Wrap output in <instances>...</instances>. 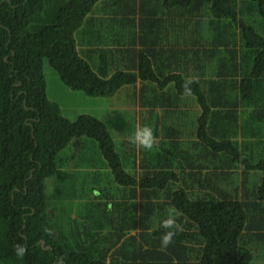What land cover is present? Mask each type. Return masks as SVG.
<instances>
[{
	"label": "trees",
	"instance_id": "1",
	"mask_svg": "<svg viewBox=\"0 0 264 264\" xmlns=\"http://www.w3.org/2000/svg\"><path fill=\"white\" fill-rule=\"evenodd\" d=\"M155 1L157 6L148 0H127L122 11L146 15L148 24L150 17L163 14V7L168 14L183 10V14L198 18L193 19L198 27L203 26L201 18H207L209 39L206 35L200 59L205 65L213 64L209 66V78L194 80L190 85L202 111L196 124V140L180 142L181 135L164 122L166 117L164 123L159 121L151 127L155 136L159 134L165 140L148 150L151 163L140 160L142 172L137 186L144 188V193L136 208L139 216L127 227H117L112 225L113 210L108 207L113 201L103 205L101 217L91 209L94 218L90 224L71 217L79 210L87 212L80 207L86 197L81 193L82 184L88 175L95 182L98 173L86 170V177L74 181L77 176L69 168L72 163L80 164L73 162L75 157L59 162V166L55 159L74 140L79 142L86 136L100 144L106 161L100 165L109 168L113 182L127 187L136 184L126 172L133 164L120 162L104 121L82 115L71 123L61 116L56 104L47 101L43 62L48 61L65 86L88 97H112L123 86H134L139 81V105L155 103L153 107L157 108L166 107L160 102L166 99L163 94L155 95L157 101L150 104L141 102L148 92L145 87L151 80L156 81L150 59L158 68L180 50L158 48L162 42L159 17L154 21L155 30L150 27L148 35L139 37L140 45L148 48L152 33L153 38L159 36L149 60L143 59L140 51L142 56L131 68L100 67L99 60H108L106 51L104 54L102 48L96 50L91 45L86 50L92 54L87 62L80 55L77 41L83 27L91 31V36L98 32L99 22L92 17L105 0H0V264H249L250 248L264 242V169L260 185L247 187L242 179L247 173L239 167L243 154L248 152L243 150V143L260 146L264 141L241 142L240 150L233 142L238 110L264 105V35L240 18L245 8L241 3L246 2L264 19V0ZM246 10L250 12L251 8ZM198 68L203 72L199 63L195 70ZM171 79H178V91L183 93L182 76L168 75L163 82ZM213 92L216 99L211 98ZM177 145L183 147L179 152ZM129 147L128 142H122L125 157L133 153L127 152ZM170 160L173 164L167 163ZM82 163L95 167L88 159ZM251 168L245 167V171ZM173 169H179L183 188L176 189L181 179ZM234 173H238L239 183H229ZM51 180L54 186L65 180L72 185L73 193L64 203L47 194L46 182ZM105 190L100 193L104 195ZM112 191L106 190L111 200ZM173 207L179 212L177 224L181 230L173 243L162 249L160 237L167 231L162 221ZM50 212L55 214L51 216ZM136 226L142 233L128 235ZM41 241L49 249H43ZM17 244L27 247L23 257L16 255Z\"/></svg>",
	"mask_w": 264,
	"mask_h": 264
},
{
	"label": "rangeland",
	"instance_id": "2",
	"mask_svg": "<svg viewBox=\"0 0 264 264\" xmlns=\"http://www.w3.org/2000/svg\"><path fill=\"white\" fill-rule=\"evenodd\" d=\"M124 5V2L127 0H118ZM127 4V3H126ZM121 5V6H122ZM120 6V7H121ZM241 6H244L245 8L244 13L240 15L241 20L244 22L245 25L251 26L255 31H257L260 34L264 35V19L258 16L257 13H255L252 10V5L249 4H242ZM251 8V11L248 12L246 8ZM93 16L92 18H94ZM207 18H201L200 24L203 25L201 28H204V32H200L198 36V42L199 44H203L206 40V35L208 36V33H210L209 27H207ZM91 31L88 30L87 32V38L88 40L94 38L96 34L91 36L89 33ZM209 39V36H208ZM201 66L203 68L205 67V63H201ZM43 75H44V81H45V96L48 102L54 103L58 106L60 110V114L62 117L66 118L71 123H75L77 119L82 116H91L94 117L100 121H104L106 123V131L110 135V137L114 141L115 146V153L119 156L120 162H128L130 165L133 164V161L135 162L130 168H128V174H131L132 177L135 178L136 184L131 186H125L118 184L116 182L106 183L102 187L96 183L92 182L93 178L88 177L86 181L83 182V188L84 191H81V193L86 194V197L83 198L84 202L81 205L89 204L93 205L90 209H96L97 213L95 216L101 217L100 210V203H97V199L93 197H99L100 192L106 189L109 192V188L112 189V193L110 197L113 198V204H109V208H111L113 211L110 214V219L112 222V225L120 227H127L128 224L131 223L132 220H136L139 216V213L137 212L136 208L138 207V202L140 201V194L144 193V188L140 189V187L137 186V174L141 171L140 169V160L145 159L148 163H151L153 160H150L149 157V151L143 148H138L136 144H130L131 151L133 153H130V156L125 157L123 153V149L121 148L122 137H132L136 131L137 126H148V106H134L131 108L130 101L132 94H126V92H129L132 89H127L126 91H123L119 95H117L114 98L111 97H88L87 95H84L80 91L71 90L67 86H65L57 76L56 72L49 66L48 61L45 59L43 62ZM139 86V85H137ZM146 90H148V86L145 87ZM144 100H141L142 103L148 104V100L150 99L147 94L143 95ZM129 101V102H126ZM137 101V100H136ZM136 101H133L136 102ZM188 112V111H187ZM251 116L243 120L241 118L240 121V128L247 129V130H253V129H260L261 134H257V136H243V139L245 142L247 141H253V138L261 139L264 135V124L260 125L261 119L264 117V105L262 107H256L252 108ZM257 112V113H256ZM179 120L183 123V130H192V123L190 121V118L187 117L184 119L183 117H177ZM173 121H171L170 124ZM159 123V120H158ZM154 125H157L156 123V117L152 118V120L149 122V127H153ZM72 140V139H71ZM162 140V139H159ZM158 143V142H157ZM82 145V147L80 146ZM255 143H243V150L248 151L243 154V160L239 163V167L242 168V171L244 173H247L246 176H244L242 179L246 180V185L249 187H255L260 185V182L262 180V172L264 169V145L260 146H254ZM182 150L183 147H180ZM100 144H98L95 140L90 139L86 136H82L77 142L74 140L72 143H70L68 146H66L62 151L59 152L57 155L55 161L57 163V166H59V162H66L71 158V156H74L75 158L72 160L75 162L76 160L80 163L77 164V166H74L73 168H69V170L74 171L75 175L77 177L74 178V181H77L78 178L86 177V170L88 168L91 169V167H87V164H83L82 161L84 159H88V161H91L93 165H95L92 174L98 173L100 178L106 177L105 174L102 172V167L100 165L101 162H104L101 153H100ZM135 156V158H134ZM70 161V162H72ZM106 163V161L104 162ZM167 163L173 164V161L170 160ZM68 164V163H67ZM245 167H253L249 169L248 171H245ZM125 168V167H124ZM63 169L68 170L67 166H64ZM104 170V168H103ZM179 169H173V172H175L178 175ZM85 171V172H84ZM142 172V171H141ZM185 173V171L183 172ZM183 176V175H181ZM238 173H234L232 177L229 179L231 183H234L232 181H235L236 183H239V177ZM183 178V177H182ZM180 175H178V182L176 184V189L183 188V181ZM97 179V178H96ZM186 183H190L191 181L185 180ZM229 181V183H230ZM47 194L54 195V199L57 201L60 199L64 203V201L67 199L68 195H71L73 193L72 185L67 181H61L59 184L54 186V182L48 181L46 182ZM95 186V187H94ZM230 186L233 188L234 186L230 184ZM92 187V188H91ZM107 187V188H106ZM238 188V187H237ZM92 191H91V190ZM141 190V191H139ZM230 192H232L231 189H229ZM146 193V191H145ZM52 203V201H49ZM98 205V206H97ZM80 209V207H78ZM82 209V208H81ZM95 211V210H94ZM144 217H146L144 215ZM94 218L93 215H90V217L86 221H90ZM78 221L84 222L85 220H81V217L78 216ZM104 219V217L102 218ZM77 222L73 223V226H75ZM87 223V222H86ZM142 233V229L138 226H136V230L132 233H128V235H135L138 236ZM251 254H252V261L249 264H264V242L258 243L255 248H250Z\"/></svg>",
	"mask_w": 264,
	"mask_h": 264
},
{
	"label": "crops",
	"instance_id": "3",
	"mask_svg": "<svg viewBox=\"0 0 264 264\" xmlns=\"http://www.w3.org/2000/svg\"><path fill=\"white\" fill-rule=\"evenodd\" d=\"M148 2L153 3L155 6L158 4L155 0H148ZM121 2L118 0H105L104 4L102 6H99L97 15L95 16L96 20L99 22V28L96 33V38L94 40L87 38V32L88 30L83 27L80 32L79 39L77 41V48L82 51L80 52V55L86 59L87 62L89 60L87 59L90 55V53L86 52V50L90 49L91 45L96 46V50L98 48H102L104 50V54L106 51V56L108 57V60H105L104 62H101L100 60L98 63L101 64L100 67H102V64L106 65H112L115 69H128L131 68L132 65L137 63L135 62L140 58L139 55L140 51L144 54V58H148V60L151 58V52L154 48H156L157 44L154 45V40L159 39L153 38L154 35L152 33V41L151 45L148 44L147 47H142L140 44V34H147L148 35V28L152 27L153 30H155V22L157 19H162V29L160 31V36L162 37V42L158 48H166V49H173L177 50L179 52L176 53L175 58L170 56L169 61H164L158 68L154 65L155 60L150 59L151 63V71H154L156 81H150L148 85V97L150 98L148 100V104L151 102L157 101L155 98V95L163 94V96L166 98L164 101H160L163 104L166 103V107L161 106L154 108L153 103L152 105H148V123L152 120V118L156 117V123H158V120L160 122H163V119L165 120V123H171L172 127L176 128V132H178L181 137L179 141L183 139L187 140H196L195 132H196V124L198 122V119L201 116V108L198 105V102L195 97V93L193 91V94L188 97L182 96V93L178 91L179 83L178 79L167 80L166 82H163L168 75L172 74H179L182 76V79L186 80L188 78H192L193 80H202L209 78L207 75H210L211 64L213 63H206L203 72L200 68L195 70L197 64L201 65V63H204L203 59H200V56L202 54V50L204 48L203 44H199L198 42V36L200 32H203L201 30V27H198L193 19L189 17L187 14H183V10H175L174 13L168 14V10L162 9V15L159 16H153L150 17L152 21L148 24V21L146 20V15H143L140 17L139 13H133L132 11L125 12L122 11ZM121 6V7H120ZM181 12V13H180ZM160 17V18H159ZM141 18L143 19V23L141 22ZM189 21V22H188ZM142 24V25H141ZM198 24V23H197ZM193 29H191V27ZM101 33H105L106 35L103 36ZM101 34V35H100ZM78 37V36H77ZM100 38L102 39L100 41ZM82 39L81 41H79ZM91 41V43H89ZM84 45V47H83ZM146 48V49H145ZM109 50V51H107ZM121 50V52H115V51ZM145 56V57H144ZM114 59V60H113ZM147 60V62H148ZM149 63V62H148ZM196 65V66H195ZM152 71V76H153ZM149 73V72H148ZM203 76V78H202ZM139 81L135 83L134 86H123L121 89H119L111 98L116 97L123 91H126L127 89H132L129 92H126V94H132L130 105L131 108L139 105ZM194 89V87H193ZM215 92H213L211 98L216 99V95H214ZM137 100V101H136ZM155 100V101H154ZM133 101H136L133 103ZM221 101V100H220ZM129 102V101H126ZM188 111V112H187ZM251 114V109H245L243 107L238 110L239 118L237 120L238 126L236 129V135L234 137L235 141L233 140L235 149L240 150L241 149V142H244L243 136H257V134H261L260 129H253V130H247L240 128V121L241 118L243 120L248 119ZM177 117H183L186 119L187 117L190 118V121L192 123V128H194L193 132L190 134L188 133L189 130H183V123L179 120ZM163 122V123H164ZM210 123V122H209ZM264 124V118L261 119L260 125ZM263 134V133H262ZM157 142L160 143L164 141L165 139L161 135L156 136ZM162 139V140H159ZM164 139V140H163ZM253 141H264V135L261 139L253 138ZM129 142V137H122L121 142ZM157 145V143H156ZM232 146V145H231ZM230 146V147H231ZM182 147V145H177L176 150L179 152ZM229 147V148H230ZM131 151V148L129 147L127 149V152ZM179 156V155H178ZM177 156V157H178ZM176 157V158H177ZM135 158V156H134ZM135 163V162H134ZM133 163V164H134ZM75 163L71 164V168H73ZM168 165V164H167ZM131 167V166H130ZM93 169H87L88 173H91ZM128 171V168L126 169V172ZM102 172L105 174L106 177L100 178L98 175L97 180H95L96 183H111L113 182L109 178L110 176V170L108 167L104 166V170L102 169ZM141 172V171H140ZM140 172L137 174L136 179L140 177ZM75 174V172L73 171ZM89 177V175H88ZM230 181V180H229ZM107 188V187H106ZM94 198V197H93ZM97 198V203H100V209H102L103 205L106 202L113 201L109 197L106 196V190L104 191V195L100 193L99 197ZM74 204H76V201H73ZM83 204V202H81ZM82 209L85 210H79V214L76 215L74 213L71 214V217L78 218V216L81 217V220H87L90 217L91 209H89V204H84L80 206ZM109 207V206H108ZM88 208V209H87ZM51 216H53L55 213L50 212ZM87 224H90L91 221H86ZM136 230V227L133 228V231ZM132 233V231L130 232Z\"/></svg>",
	"mask_w": 264,
	"mask_h": 264
},
{
	"label": "clouds",
	"instance_id": "4",
	"mask_svg": "<svg viewBox=\"0 0 264 264\" xmlns=\"http://www.w3.org/2000/svg\"><path fill=\"white\" fill-rule=\"evenodd\" d=\"M194 82L195 81L192 78L185 80L184 84L182 85L184 88L182 96L188 97L193 94L190 85ZM157 139L158 138L155 136L153 130L150 127L147 125H138L134 135L129 138V143L136 144L138 148L152 150L156 146ZM178 216V210L173 207L169 212L168 218L162 221V226L167 229L164 235L160 237V245L162 249H166L169 245H171L177 232L181 230V226L177 224ZM15 249L16 255L19 257H23L27 254V247L25 245L17 244L15 245Z\"/></svg>",
	"mask_w": 264,
	"mask_h": 264
},
{
	"label": "water",
	"instance_id": "5",
	"mask_svg": "<svg viewBox=\"0 0 264 264\" xmlns=\"http://www.w3.org/2000/svg\"><path fill=\"white\" fill-rule=\"evenodd\" d=\"M43 244H44V242L41 241V246H42L43 249H49V247H43Z\"/></svg>",
	"mask_w": 264,
	"mask_h": 264
}]
</instances>
